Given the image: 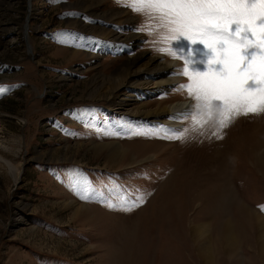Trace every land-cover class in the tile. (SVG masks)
<instances>
[{
	"label": "rangeland",
	"instance_id": "1",
	"mask_svg": "<svg viewBox=\"0 0 264 264\" xmlns=\"http://www.w3.org/2000/svg\"><path fill=\"white\" fill-rule=\"evenodd\" d=\"M143 22L117 0H0V85H18L0 95V264H264L253 238L256 217L264 224V171L240 153L250 143L247 128L254 121L264 128V115L239 117L222 139L208 126L185 142L105 136L75 118L94 109L106 127L120 118L188 126L143 114L156 101L189 100L174 88L186 77L154 94L153 84L137 88L123 76L126 59L160 54L134 30ZM60 31L76 36L61 44L53 36ZM216 144L224 145L230 162L222 174L237 192H219ZM74 170L97 188L140 189L145 203L126 212L82 201L68 186ZM238 204L251 209L253 225L236 217Z\"/></svg>",
	"mask_w": 264,
	"mask_h": 264
},
{
	"label": "snow or ice",
	"instance_id": "2",
	"mask_svg": "<svg viewBox=\"0 0 264 264\" xmlns=\"http://www.w3.org/2000/svg\"><path fill=\"white\" fill-rule=\"evenodd\" d=\"M117 2L144 17V22L134 30L150 37L145 42L154 51L179 60L183 65L171 74L184 76L188 82L174 88L176 91L187 90L192 102L168 118L188 126L177 129L166 125H133L120 118L106 127L107 122H97L93 109L74 114L85 127L95 128L98 134L105 136L130 133L131 136L185 142L190 137L195 138L193 133L205 135L203 129L208 126H216L212 136L222 139L223 130L239 117L264 115V0ZM64 15L80 14L68 12ZM53 36L59 43L69 44L76 34L60 31ZM17 86L0 85V95ZM68 186L82 201L102 203L109 209L126 212L143 205L147 195L140 189L133 195L121 185L97 188L78 170L69 177Z\"/></svg>",
	"mask_w": 264,
	"mask_h": 264
},
{
	"label": "bare ground",
	"instance_id": "3",
	"mask_svg": "<svg viewBox=\"0 0 264 264\" xmlns=\"http://www.w3.org/2000/svg\"><path fill=\"white\" fill-rule=\"evenodd\" d=\"M26 20H27V18H26ZM23 29H25V26L23 27ZM26 49L28 52L30 51L29 44H27ZM177 66H178V63L176 62V60H167L164 58V56L162 57L160 54L147 56L146 54L141 53V54H138L136 56H133L132 58L126 59L122 65V68L124 70L123 76L127 77L128 80L131 82L130 86H134L137 88H139V87L143 88L144 86L146 87V85L149 86L150 84H153L154 85V94H159V93L163 92L164 90H167L168 87H171L178 82L179 76L171 74V73L176 71ZM108 88H110V87H108ZM112 88H113V86H112ZM191 102L192 101L190 99L189 100L188 99H179V100L172 101L171 103H168V104L165 102L161 104V103L156 101L157 105L155 106V108L147 110L143 114L146 116L148 115L149 117L160 118L161 120L165 121V118L169 117L173 113H177V112L182 111ZM150 103H151V101H146V102L142 103L143 105L142 104L141 105L147 106ZM170 123L174 124V123H178V122L171 121ZM247 129H250V130H247L248 136L247 135H245V136H246V140L250 143L247 144V147H248L247 150H245V151L241 150L240 153H242L244 155V153L247 152L250 155V158L252 159V161L255 163L258 170L264 171V128H259V124L257 125L256 121H254L252 127L247 128ZM252 138H253V140H252ZM234 141L235 140H233V142ZM225 143H227V142H225ZM225 145H227V144H225ZM236 146H237V143L234 147H236ZM238 150H239V148H238ZM224 151H225L224 145L222 146L221 144H218V145L216 144L214 147L213 153H211V154H212L213 158L216 159V163H218V168H219L218 173L220 172L219 176H218L219 181L217 182V183H219L217 186H218L219 190H221L219 192L226 190V191H229V193H230L231 190H232V192H234L236 190H234L230 186V184L232 182L227 183L226 180H228V179H226L224 177V175L222 174V171L225 172V170H227L226 168H228V167H226V160H227L226 154L227 153L225 154ZM244 157L246 158V156H244ZM2 160H4V159H2ZM228 160L230 162V159H228ZM218 168H217V170H218ZM223 168H224V170H223ZM227 173L229 174V171ZM226 176H229V175L226 174ZM239 178H238V180H239ZM234 214H236V217H237V215L242 216L246 225H249V226H250V224L253 225L254 220L252 219V215H251L252 211H251V209L247 208L245 205L238 204L236 206V209L234 210ZM251 220H252V222H250ZM256 222L259 225L258 226L259 230H257V233H255L253 238H255V240L257 241L258 246L260 248V250H258V251H261V250L264 251V224L262 222V219L259 217H256ZM220 227H221V230H223V232L225 234L223 233L224 238H223L222 234L219 235L220 236L219 238L220 239L223 238V241L228 242L230 239V229H231L229 222L224 221ZM202 254H205V253H202Z\"/></svg>",
	"mask_w": 264,
	"mask_h": 264
}]
</instances>
